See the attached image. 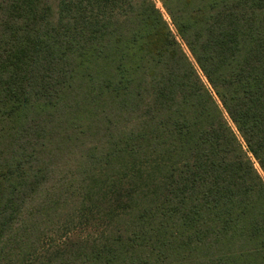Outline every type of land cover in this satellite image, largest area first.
I'll list each match as a JSON object with an SVG mask.
<instances>
[{
	"label": "trees",
	"instance_id": "obj_1",
	"mask_svg": "<svg viewBox=\"0 0 264 264\" xmlns=\"http://www.w3.org/2000/svg\"><path fill=\"white\" fill-rule=\"evenodd\" d=\"M161 2L0 0V264H264V0Z\"/></svg>",
	"mask_w": 264,
	"mask_h": 264
},
{
	"label": "rangeland",
	"instance_id": "obj_2",
	"mask_svg": "<svg viewBox=\"0 0 264 264\" xmlns=\"http://www.w3.org/2000/svg\"><path fill=\"white\" fill-rule=\"evenodd\" d=\"M153 1L156 4V7L163 14L165 20L167 21V23L171 27L174 34L177 36V32H176V30H175V28L171 22V19L168 15L167 11L165 10L161 0H153ZM183 47L186 50L188 56L193 61V59H192L191 55L189 54V52L187 51L185 45H183ZM203 79L205 82H207L204 77H203ZM121 127H123V129H124L125 123L122 122ZM134 127H136V126H134ZM118 164L123 165L122 162H118ZM255 165H256L257 169L259 170L260 174L264 177L262 171L260 170V167L258 166V164L256 162H255ZM136 175H139V174H136ZM58 177H60L59 173L57 175V178ZM55 181H56V175L52 176L51 181H49L47 183V187L49 186L50 188H52L53 187L52 183ZM75 184H77V183L75 182ZM135 184H136V186H140V179H138V177L135 178ZM70 193H71V190L68 191L67 196H66V198L69 201V204L67 206H64V204H63L61 210H58V211L50 210L46 213V219H47V223H48L47 225L49 227V231H50L49 233H50L51 239H57L61 236H64L65 232H67V231L70 233H76L74 231H75V229H77L80 226L79 220H80L81 216L84 214V211H86L88 208H90L91 206L94 205V203L92 205V203L90 202L89 199H83V197H81V196L71 198ZM110 224L111 225L108 228V231L112 232L113 223H110ZM81 227H84V226L81 225ZM94 228L99 229V230H105L104 227L95 226V225H94ZM73 229H74V231H73ZM83 231H86V232H83L84 233L83 236L89 235V236H93V238L96 239V237L98 235L105 233L107 230L103 231L101 234H98V232H96L94 229H90V228H84Z\"/></svg>",
	"mask_w": 264,
	"mask_h": 264
}]
</instances>
